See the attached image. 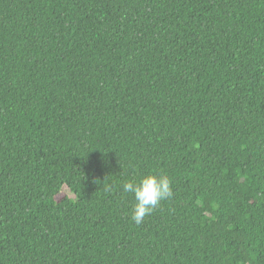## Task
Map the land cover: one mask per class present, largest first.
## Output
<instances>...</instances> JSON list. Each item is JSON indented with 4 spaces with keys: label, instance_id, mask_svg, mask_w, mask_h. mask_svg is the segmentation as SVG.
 Returning <instances> with one entry per match:
<instances>
[{
    "label": "trees",
    "instance_id": "trees-1",
    "mask_svg": "<svg viewBox=\"0 0 264 264\" xmlns=\"http://www.w3.org/2000/svg\"><path fill=\"white\" fill-rule=\"evenodd\" d=\"M0 264H264V0H0Z\"/></svg>",
    "mask_w": 264,
    "mask_h": 264
},
{
    "label": "clouds",
    "instance_id": "clouds-1",
    "mask_svg": "<svg viewBox=\"0 0 264 264\" xmlns=\"http://www.w3.org/2000/svg\"><path fill=\"white\" fill-rule=\"evenodd\" d=\"M121 187L124 193H131L134 197L135 204L131 209L130 219L137 225L161 200L172 195L171 180L166 175L148 174L138 182L125 181Z\"/></svg>",
    "mask_w": 264,
    "mask_h": 264
}]
</instances>
